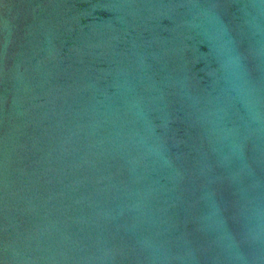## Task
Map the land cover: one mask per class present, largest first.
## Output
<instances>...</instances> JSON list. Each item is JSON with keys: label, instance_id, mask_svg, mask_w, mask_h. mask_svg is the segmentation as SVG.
Returning <instances> with one entry per match:
<instances>
[{"label": "water", "instance_id": "95a60500", "mask_svg": "<svg viewBox=\"0 0 264 264\" xmlns=\"http://www.w3.org/2000/svg\"><path fill=\"white\" fill-rule=\"evenodd\" d=\"M0 264H264V0H0Z\"/></svg>", "mask_w": 264, "mask_h": 264}]
</instances>
